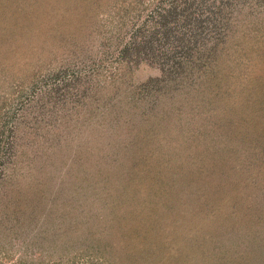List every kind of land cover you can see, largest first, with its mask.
<instances>
[{
	"label": "rangeland",
	"instance_id": "obj_1",
	"mask_svg": "<svg viewBox=\"0 0 264 264\" xmlns=\"http://www.w3.org/2000/svg\"><path fill=\"white\" fill-rule=\"evenodd\" d=\"M0 264H264V0H0Z\"/></svg>",
	"mask_w": 264,
	"mask_h": 264
},
{
	"label": "trees",
	"instance_id": "obj_2",
	"mask_svg": "<svg viewBox=\"0 0 264 264\" xmlns=\"http://www.w3.org/2000/svg\"><path fill=\"white\" fill-rule=\"evenodd\" d=\"M199 4V3H198ZM197 3H195L194 4V2L191 4V3H189V2H185V4H184V6H182V8H181V5L182 4H175L173 7H172V9H171V14H173V16L176 18L178 15H179V17H178V19H180V18H182V16H187L190 12H192V13H195V10H198V6H196V5H198ZM180 6V8H179V10L181 11H177V10H175V9H178V7ZM173 8H175L174 10H173ZM195 9V10H194ZM180 12V13H179ZM179 13V14H178ZM177 19V18H176ZM199 22H200V20H199ZM198 22V23H199Z\"/></svg>",
	"mask_w": 264,
	"mask_h": 264
}]
</instances>
